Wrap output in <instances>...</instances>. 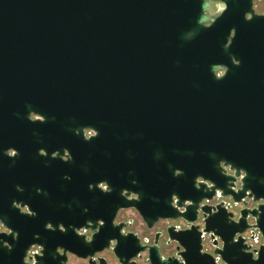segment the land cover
<instances>
[{
  "label": "water",
  "instance_id": "95a60500",
  "mask_svg": "<svg viewBox=\"0 0 264 264\" xmlns=\"http://www.w3.org/2000/svg\"><path fill=\"white\" fill-rule=\"evenodd\" d=\"M253 1L0 0V96L25 91L35 68L43 74L56 66L57 87L74 106L87 108L89 93L98 88L118 106L124 82L133 85L152 74L170 77L176 111H199L203 104L196 85L224 70L209 56L218 23L228 22L235 12L239 62L229 60L226 73L264 76V26L254 32L249 28L264 16L245 17ZM219 5H224L221 15ZM228 33L223 29L224 42ZM200 114L206 118H193ZM187 115L191 119L174 128V142L189 149L134 167L127 161L126 169L139 170L140 182H131L134 175L128 172L126 193L112 189L109 214L101 217L105 224L91 225L89 238L76 233L79 224L56 229L46 239L0 241V264H69L73 258L88 264H264V144L234 148L230 158L219 160L224 152L216 143L214 113ZM222 164L234 171L226 183L219 180ZM117 180L114 176L113 183ZM217 190L243 204L236 216L210 202ZM248 199L256 204L249 206ZM119 208L139 213L140 231L133 229V221L114 225ZM169 244L175 249L167 253Z\"/></svg>",
  "mask_w": 264,
  "mask_h": 264
},
{
  "label": "flooded vegetation",
  "instance_id": "af4514ba",
  "mask_svg": "<svg viewBox=\"0 0 264 264\" xmlns=\"http://www.w3.org/2000/svg\"><path fill=\"white\" fill-rule=\"evenodd\" d=\"M252 9L246 13L247 20L263 17L264 0H254ZM223 11L224 5H219L218 15ZM235 13L228 22L218 23L215 51L209 56L224 70L196 85L203 104L199 111H176L170 77L165 80L152 74L133 85L124 82L118 106L110 104L104 88L89 93L87 108L74 106L63 100L57 87L56 66H48L43 74L35 68L33 79L27 76L25 91L0 96V241L46 239L56 229L79 224L83 226L75 228L76 233L89 238L94 233L91 225L105 224L101 217L109 214L112 189L124 188L128 172L134 175L131 182H140L139 170L126 169L127 161L134 167L143 160H170L176 151L185 154L189 149L174 142V128L191 119L189 112L214 113L216 143L224 152L219 160L230 158L228 152L234 148L264 144V76L230 74L225 69L229 60L239 62L234 55ZM262 26L264 20H252L249 28L254 32ZM256 50L253 39L252 60ZM233 173L222 164L219 180L226 183L227 175ZM240 180L241 176L238 186ZM120 193L124 195L125 188ZM210 202L235 216L243 207L222 190L215 191ZM248 202L251 207L256 204L252 199ZM131 221L133 229L140 231L139 213L119 208L114 225ZM174 249L173 244L164 246L167 253ZM87 262L73 258L69 264Z\"/></svg>",
  "mask_w": 264,
  "mask_h": 264
}]
</instances>
